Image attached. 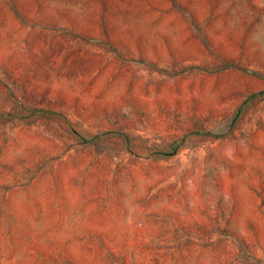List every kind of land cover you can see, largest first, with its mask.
<instances>
[{"label": "rangeland", "instance_id": "374dc122", "mask_svg": "<svg viewBox=\"0 0 264 264\" xmlns=\"http://www.w3.org/2000/svg\"><path fill=\"white\" fill-rule=\"evenodd\" d=\"M0 264H264V0H0Z\"/></svg>", "mask_w": 264, "mask_h": 264}]
</instances>
